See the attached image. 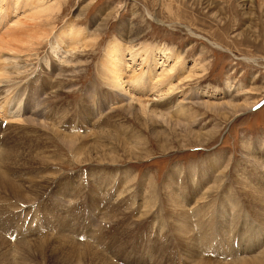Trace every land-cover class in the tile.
Returning a JSON list of instances; mask_svg holds the SVG:
<instances>
[{
    "label": "rangeland",
    "instance_id": "374dc122",
    "mask_svg": "<svg viewBox=\"0 0 264 264\" xmlns=\"http://www.w3.org/2000/svg\"><path fill=\"white\" fill-rule=\"evenodd\" d=\"M4 39L0 264H264V0H0Z\"/></svg>",
    "mask_w": 264,
    "mask_h": 264
},
{
    "label": "bare ground",
    "instance_id": "6f19581e",
    "mask_svg": "<svg viewBox=\"0 0 264 264\" xmlns=\"http://www.w3.org/2000/svg\"><path fill=\"white\" fill-rule=\"evenodd\" d=\"M5 1V0H3ZM79 34V33H78ZM41 37V36H40ZM64 37V36H63ZM39 38V37H38ZM47 38V37H45ZM73 39V38H72ZM44 40V38L42 39ZM39 41V39H38ZM39 42H42V41H39ZM12 44H13V41L12 39H4V40H1L0 41V54L1 52H4V51H9L11 52L10 48L12 47ZM113 47H111L110 49H108L110 52V54L106 55V58H105V71L107 73H110L109 77L114 81L115 85L116 84H120V82H122V74H123V71L124 69H122L121 67V63L117 60H115V62H113L112 60H114V57L116 56L115 55V50H114V45H112ZM13 52V51H12ZM167 55V54H166ZM165 55V56H166ZM14 58V57H13ZM4 76V73H0V79ZM144 90V89H143ZM1 93H0V97H1ZM140 105H139V109L140 111L144 114V115H147L148 114V110H149V106H148V102L146 103L145 101H141V98L139 99V102H138ZM150 112V110H149ZM151 113V112H150ZM59 133V132H58ZM106 134V133H105ZM61 136V135H60ZM75 137V136H74ZM70 138V137H69ZM79 138V137H78ZM77 138V139H78ZM98 139V137H97ZM68 141V140H67ZM73 142V139L70 140V143ZM66 143V142H65ZM68 146L69 144L66 143ZM74 148H76L77 146V143L76 145H73ZM15 159V158H14ZM16 162V161H15ZM3 174V173H2ZM1 175V174H0ZM4 179H7L5 177V175L2 176ZM1 178V177H0ZM7 180H3V183H5ZM235 181V180H234ZM235 183V182H234ZM7 184V183H6ZM11 184V183H10ZM245 184V183H244ZM8 185V184H7ZM1 199V198H0Z\"/></svg>",
    "mask_w": 264,
    "mask_h": 264
}]
</instances>
